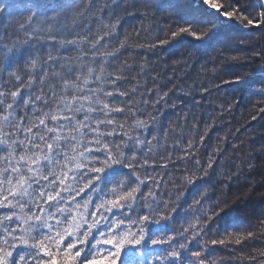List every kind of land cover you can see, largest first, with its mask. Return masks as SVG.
Returning a JSON list of instances; mask_svg holds the SVG:
<instances>
[{"label": "snow or ice", "instance_id": "obj_1", "mask_svg": "<svg viewBox=\"0 0 264 264\" xmlns=\"http://www.w3.org/2000/svg\"><path fill=\"white\" fill-rule=\"evenodd\" d=\"M144 48L200 64L211 88L185 102L141 85L125 53ZM204 94L223 99L204 110ZM245 100L264 113V0H0V264H221L220 247L264 264L233 247L264 216L209 195L244 161L197 155Z\"/></svg>", "mask_w": 264, "mask_h": 264}, {"label": "trees", "instance_id": "obj_2", "mask_svg": "<svg viewBox=\"0 0 264 264\" xmlns=\"http://www.w3.org/2000/svg\"><path fill=\"white\" fill-rule=\"evenodd\" d=\"M214 2L220 5L224 0H214ZM136 24L137 27L141 26L139 22H136ZM143 27H147V25H143ZM140 39L141 41L145 39L143 34ZM131 42L135 44L137 42L136 38H133ZM125 58L136 69V72H133L131 75L137 74L140 64H146L145 75L138 77L141 85L153 90L156 88L162 91L171 89L169 97L173 100L179 98L185 102H189L191 98L183 96L180 88L187 89L192 84L202 82L211 88L212 76L202 70L198 63L187 66L182 63L174 64L173 60H169L166 54H154L152 50H148L147 48L136 49L131 55L125 53ZM173 59L179 58L174 57ZM131 75L129 76L130 82L127 84L128 88H131L135 84V81L131 79ZM153 78H155V82ZM204 95L205 98L202 100L204 110H210V102L215 105L223 99V97H217L214 94ZM200 97L201 94L197 92L196 98L200 99ZM256 105V100H252L251 102L245 100L239 104L234 103L230 112H225L223 116H217L218 123L216 127L209 132L204 146L197 153V155L203 158L207 153L211 152L213 147L217 145L221 146L228 153L229 158H234V163L229 165L228 170L230 172H235L236 164L244 161L240 167V174L232 176L227 188H223L220 185L212 189L209 195H212L214 198L221 197L226 199L229 207L235 209V215L242 222L251 225L258 224V218L264 216V154L258 151L260 147L259 141L264 136V113H260ZM166 112L169 116L173 112H176L178 115V110L167 109ZM253 115L257 116V120L253 121L251 119ZM172 118L175 119V117ZM236 129H240V131L236 132ZM224 136L229 137V139L220 145V138ZM233 142L240 145L239 149L232 147ZM249 151H251L253 157L252 163L255 165L251 170L246 166ZM227 162L225 160L226 164ZM172 168V164H169V170H172ZM158 171L166 179V171L163 169H159ZM175 174L178 175L179 173ZM259 232L261 238L257 239L254 237L252 240L245 241L241 245L233 246L243 249V252L237 253V255L251 256L254 254V248L264 247V229H260ZM218 255L223 257L221 264H249L248 260L237 261L231 252L223 247L219 248Z\"/></svg>", "mask_w": 264, "mask_h": 264}]
</instances>
